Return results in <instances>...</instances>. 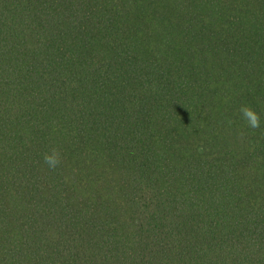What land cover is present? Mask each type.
Returning a JSON list of instances; mask_svg holds the SVG:
<instances>
[{
	"label": "trees",
	"instance_id": "16d2710c",
	"mask_svg": "<svg viewBox=\"0 0 264 264\" xmlns=\"http://www.w3.org/2000/svg\"><path fill=\"white\" fill-rule=\"evenodd\" d=\"M0 264H264V0H0Z\"/></svg>",
	"mask_w": 264,
	"mask_h": 264
},
{
	"label": "clouds",
	"instance_id": "9594fccd",
	"mask_svg": "<svg viewBox=\"0 0 264 264\" xmlns=\"http://www.w3.org/2000/svg\"><path fill=\"white\" fill-rule=\"evenodd\" d=\"M239 112L249 128L257 129L261 127L260 115L253 107L242 105ZM43 159L49 169L55 170L62 162V153L59 148L53 147L44 154Z\"/></svg>",
	"mask_w": 264,
	"mask_h": 264
}]
</instances>
